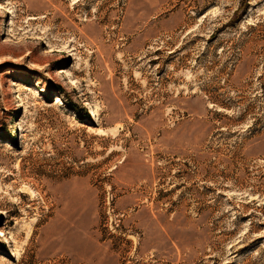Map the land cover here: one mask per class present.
<instances>
[{"label": "rangeland", "instance_id": "374dc122", "mask_svg": "<svg viewBox=\"0 0 264 264\" xmlns=\"http://www.w3.org/2000/svg\"><path fill=\"white\" fill-rule=\"evenodd\" d=\"M242 1L0 0V264H264Z\"/></svg>", "mask_w": 264, "mask_h": 264}, {"label": "trees", "instance_id": "16d2710c", "mask_svg": "<svg viewBox=\"0 0 264 264\" xmlns=\"http://www.w3.org/2000/svg\"><path fill=\"white\" fill-rule=\"evenodd\" d=\"M246 7H247V2L243 0L239 8L235 11L236 18L238 17L240 11H242V13L245 11ZM75 112L77 113V117L79 119L90 120L87 111H84V109L76 110Z\"/></svg>", "mask_w": 264, "mask_h": 264}, {"label": "bare ground", "instance_id": "6f19581e", "mask_svg": "<svg viewBox=\"0 0 264 264\" xmlns=\"http://www.w3.org/2000/svg\"><path fill=\"white\" fill-rule=\"evenodd\" d=\"M90 113H91V116L94 117V111L91 110ZM89 121H90V120H87V122H89ZM1 236H4V235H3L2 233H0V237H1Z\"/></svg>", "mask_w": 264, "mask_h": 264}]
</instances>
